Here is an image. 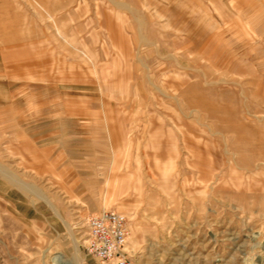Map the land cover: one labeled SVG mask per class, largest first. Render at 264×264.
<instances>
[{
  "label": "rangeland",
  "instance_id": "1",
  "mask_svg": "<svg viewBox=\"0 0 264 264\" xmlns=\"http://www.w3.org/2000/svg\"><path fill=\"white\" fill-rule=\"evenodd\" d=\"M118 1L0 0L26 91L0 110V264H103L85 249L101 209L126 216L132 264H264V0H215L209 55Z\"/></svg>",
  "mask_w": 264,
  "mask_h": 264
},
{
  "label": "crops",
  "instance_id": "2",
  "mask_svg": "<svg viewBox=\"0 0 264 264\" xmlns=\"http://www.w3.org/2000/svg\"><path fill=\"white\" fill-rule=\"evenodd\" d=\"M118 2L122 8L129 10L128 14L131 10L133 12L136 6L143 10L154 24L155 33L163 37L164 46L181 55L200 52L211 54L224 14V10L215 0H119ZM8 73L5 54L0 51V110L14 106L16 100L18 98L22 100L26 92L22 83L17 85L16 80L9 79ZM10 134L11 138L18 140L16 143L21 149L19 152L28 151L32 153L34 160L37 162L41 160L28 135L24 132L15 135L16 137L13 136V132ZM6 176L7 180L10 178L12 184L20 186L21 195L25 193L28 199L31 198V202L34 196L38 199L41 197L39 189L34 188L32 184L18 180L10 172H7ZM24 203L27 205L28 202Z\"/></svg>",
  "mask_w": 264,
  "mask_h": 264
},
{
  "label": "built area",
  "instance_id": "3",
  "mask_svg": "<svg viewBox=\"0 0 264 264\" xmlns=\"http://www.w3.org/2000/svg\"><path fill=\"white\" fill-rule=\"evenodd\" d=\"M86 251L103 264H132L125 244L127 218L113 209H101L86 218Z\"/></svg>",
  "mask_w": 264,
  "mask_h": 264
},
{
  "label": "bare ground",
  "instance_id": "4",
  "mask_svg": "<svg viewBox=\"0 0 264 264\" xmlns=\"http://www.w3.org/2000/svg\"><path fill=\"white\" fill-rule=\"evenodd\" d=\"M5 37H6V36H5ZM5 37H4V39H5L6 41H8V38H9V37H7V38H5ZM256 157H257V156H256Z\"/></svg>",
  "mask_w": 264,
  "mask_h": 264
}]
</instances>
